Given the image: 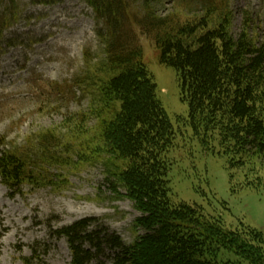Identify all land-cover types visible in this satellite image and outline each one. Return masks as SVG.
<instances>
[{
	"label": "rangeland",
	"instance_id": "rangeland-1",
	"mask_svg": "<svg viewBox=\"0 0 264 264\" xmlns=\"http://www.w3.org/2000/svg\"><path fill=\"white\" fill-rule=\"evenodd\" d=\"M18 2L22 14L0 47V138L24 155L38 182L23 181L9 190L0 181V264H70L67 240L56 231L77 220L92 218L90 230L108 227L126 244L142 233L133 227L140 214L132 201L105 180L112 167L100 143V122L109 117L108 103L99 96L109 73L99 34L105 24L84 0ZM213 5L212 0L120 4L131 15L141 17L150 9L155 16L179 14L188 22ZM214 10L228 14L233 37L245 30L264 39V0H224ZM129 28L176 133L165 152L171 199L200 206L227 228L264 231V162L254 156L246 169L231 167L216 144L203 145L193 135L175 70L158 62L150 35L127 23ZM216 260L249 264L224 249Z\"/></svg>",
	"mask_w": 264,
	"mask_h": 264
},
{
	"label": "trees",
	"instance_id": "trees-1",
	"mask_svg": "<svg viewBox=\"0 0 264 264\" xmlns=\"http://www.w3.org/2000/svg\"><path fill=\"white\" fill-rule=\"evenodd\" d=\"M84 1L105 24L99 34L109 73L99 96L108 103L109 117L100 122V143L112 166L105 180L132 201L140 214L133 227L142 233L126 244L108 227L90 230L92 218L77 220L56 231L67 240L70 264H227L216 260L221 249L249 264H264L263 230L227 228L200 206L171 199L165 152L176 133L157 98L142 47L126 25L150 35L158 62L175 70L193 135L203 145L216 144L235 168L246 169L254 156L264 162V39L245 30L233 37L228 14L214 13L224 0H212L207 14L191 22L179 14L158 17L150 9L141 17L131 15L121 9L122 0ZM18 5V0H0V47L22 14ZM22 156L0 138V181L9 190L23 181L38 182Z\"/></svg>",
	"mask_w": 264,
	"mask_h": 264
}]
</instances>
